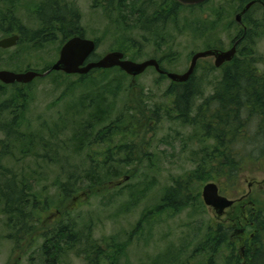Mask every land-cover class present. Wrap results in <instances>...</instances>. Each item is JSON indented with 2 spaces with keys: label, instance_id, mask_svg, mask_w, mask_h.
Returning <instances> with one entry per match:
<instances>
[{
  "label": "rangeland",
  "instance_id": "rangeland-1",
  "mask_svg": "<svg viewBox=\"0 0 264 264\" xmlns=\"http://www.w3.org/2000/svg\"><path fill=\"white\" fill-rule=\"evenodd\" d=\"M55 3L76 13L85 37L97 41L91 58L94 60L118 50L135 62L155 58L162 69L183 73L193 53L209 48L228 50L235 38L244 33L236 58L264 69V7H251L238 23L235 16L246 4L243 0H210L199 6L176 7L171 14L165 7L164 18L154 17L160 4L150 0H122L111 5L108 1L97 5L95 0H0V38L7 34L8 28L9 32L18 28L26 32L16 46L0 49V70L45 71L56 61L61 37L56 33L42 35L43 25L37 14L41 6ZM213 61V57L197 61L193 82L200 84L203 92L193 101L192 115L212 94L221 77L222 68H216ZM99 74L92 72L83 80L78 75L64 77L53 72L40 76L29 88L21 90L22 96L26 92L30 95L26 109L12 115L6 111L0 118L1 126L17 116L20 120L17 128L23 139L27 135L34 137L22 142L13 138L11 155L1 157V166L19 175L37 203L44 199L50 203L47 210L38 211L34 230L18 235L17 228L10 227L0 203V264H45L43 239L39 237L41 220L53 225L58 210L64 213L63 220L76 219L81 229L90 226L96 241L114 235L119 242L127 243L119 264H233L232 255L239 260L235 262H241V254L244 257L251 246L257 247L256 243L248 241L244 245L240 237L233 241L234 247L224 245L212 254L203 242L218 226H232L233 235L242 229L248 235L253 234L242 220L234 221L237 207L240 209L249 200L254 202L253 209L264 210V159L245 162L234 183L210 179L196 185L197 189L192 187L187 207L165 211L155 221L151 220L150 211L174 186L175 180H184L201 162L203 144L198 139L199 131L167 115L164 94L171 80L154 68H147L135 79L116 70L103 78ZM16 86L0 83V102L14 94ZM92 99L95 103L98 100L106 112H98L95 104L91 106ZM82 122L83 128L79 127ZM108 125L125 134L114 135V143L132 145L127 153L114 155L117 160L129 158V163L118 164L117 176L111 172L108 181L86 189L87 184L82 185V191L61 201L58 181L68 171H86L94 160L102 158L101 153L107 148L86 141L80 148L72 140L73 130L80 134L84 131L87 137L104 131ZM55 129L58 135L53 134L54 140L61 144L59 154L52 157V162L44 161L42 138L47 139ZM4 137L0 131V139ZM208 182L216 183L221 195L234 199L236 208L232 205L217 216L206 206L201 192ZM261 237L264 246V234ZM55 264H87V261L74 251H67Z\"/></svg>",
  "mask_w": 264,
  "mask_h": 264
},
{
  "label": "trees",
  "instance_id": "trees-1",
  "mask_svg": "<svg viewBox=\"0 0 264 264\" xmlns=\"http://www.w3.org/2000/svg\"><path fill=\"white\" fill-rule=\"evenodd\" d=\"M243 1L247 3L250 0ZM262 1L264 2V0ZM255 5L262 6L260 3H255L251 7ZM170 6L172 7L169 10V14L172 13L171 11L174 8L180 7L176 3ZM50 11L55 10L51 9ZM43 19L47 25L50 24V17H44ZM63 21L61 20L60 22L62 23ZM75 25L76 23L73 22L72 26L75 27ZM61 29L66 31L67 28L64 26ZM240 37L241 41L238 45L244 40V33ZM92 55L90 58H92ZM255 64L238 60L235 55L230 62L220 66L219 68H222L220 79L213 86L211 90L212 94L206 97L202 104L196 108L194 115H192L194 108L193 101L196 96L203 92L200 89V84L193 82L196 68L187 81H171L166 88L164 96L168 107L165 112L168 116L179 120L182 124L192 125L199 131L200 136L198 139L203 144V155L201 156V162L189 174L183 177L184 180L180 178L176 179L174 186L170 187L163 194L159 203L150 211L151 220L155 221L156 217L165 213V211H177L187 207L191 202L189 194L192 191V187L196 188V185H201L210 179H224L225 181L223 180V182L225 184L228 182L234 183L245 162H255L264 159V69L257 68ZM49 67L45 68V71ZM115 70L122 75H126L118 67L92 69L86 74L72 75H78L79 79L83 80L92 72L99 71V77L103 78ZM52 72L64 77L71 76L54 71L47 74ZM160 75L165 76L164 74ZM32 82L27 84H9L12 86L18 85L19 87L16 86L14 94H11L9 98L0 102V118L5 115L6 111H10L9 115H12L15 111L21 113L26 109L30 95L26 92L22 96L21 90L24 87L25 89L29 88ZM100 99H103V96ZM20 101L22 102L21 104ZM94 104V108L98 112H106L105 108L100 107L101 104L98 103V100L97 103L94 102V99L90 101L91 106H94ZM19 124L20 120L18 121V117L14 116V119L9 123L0 126V131L5 134V137L0 139V160L4 155H11L10 142L13 138L21 142L33 140V135H27L23 139V135L19 133L17 128ZM82 124L83 122L79 127ZM81 128L83 127L81 126ZM73 131L72 140L80 148L84 146L85 141L87 144H104L107 148L101 153L103 154L102 158L94 160L86 171H83V169L73 172L68 171L66 177L58 181V191L61 201L82 191L80 190L82 185L85 186L87 184L84 187L86 189L108 181L111 179V177H108L111 172H115V176H117L118 172L116 168L119 166L118 164L125 165L129 163V158L123 157L117 160L114 159V155L122 151L127 153L132 148V145L125 143H122V145L114 143V140H116L114 135L119 133L118 135L125 136V134H123V131L114 129L112 125L104 127V131L102 130L94 133L93 136L87 137L84 131L82 134H80V131ZM52 132L47 139L42 138L43 153L41 159L44 161L49 160L52 162V157L57 153L59 154L58 148L61 144L54 140L53 135L55 134L56 136L58 133L56 129ZM241 143L254 146L244 148L239 145ZM13 148L14 146L12 150ZM25 152H28V150H25ZM115 161H118V163H114ZM0 203L2 204V212L8 217L10 227L17 228L15 233L17 235L33 231L34 225L37 222L35 219L39 218V216L37 217L38 211L44 212L50 207V203L45 199L41 203H37L36 197L28 194L27 188L23 185L19 175L11 169L1 166V162ZM245 204V212L242 211L241 206L240 209L237 207L236 214L238 215H236L237 218H235L234 222L242 220L247 229L253 230L252 237L246 232L241 235L235 229L236 233L233 235L232 226L227 228L218 226L215 232L207 234V240L203 242V246H208V251H211L213 254L221 246L231 245L234 247L233 241L235 239L245 237V241L242 244L247 245L248 241H251L252 244L256 243L257 247L251 246L253 252L249 248L244 253V257L241 255V262H238L237 256L232 255L233 264H243V262L244 264H264V246L261 242V234H264V210L253 209L254 202L250 200ZM27 207H30L29 211L26 210ZM232 207L235 206L233 205ZM55 217L57 219L53 225H47L48 221L46 219L41 220L42 233L39 237L43 239L41 251L45 258V264L57 263L59 257L67 251H74L77 256H83L87 264H119V259L124 255L127 243L119 242L114 235L104 237L100 242L96 241L91 235L90 226H88V229H81L78 227L76 219L63 220L64 213L60 210L55 213ZM141 223L137 225V229ZM231 235L233 236L231 237ZM236 260L238 261L235 262Z\"/></svg>",
  "mask_w": 264,
  "mask_h": 264
},
{
  "label": "water",
  "instance_id": "water-1",
  "mask_svg": "<svg viewBox=\"0 0 264 264\" xmlns=\"http://www.w3.org/2000/svg\"><path fill=\"white\" fill-rule=\"evenodd\" d=\"M183 4L197 5L205 0H179ZM260 0H251L247 2L240 12L235 16L236 22L240 23L242 16L249 10V8ZM264 5V3H262ZM18 39L17 35H13L0 40L1 48H10L16 44ZM95 42L90 39L74 36L70 38L60 49L58 58L52 63L48 70L44 72H38L35 70H26L23 72H14L10 70H0V82L3 84H27L34 79L44 76L47 73L62 72L67 75L72 74H86L92 69H109L118 67L124 71L127 75L133 79L142 74L147 68H154L159 74H164L168 79L173 82H185L193 74L197 61L201 58L213 57V65L219 68L224 63L230 62L236 54V44H234L228 50H219L215 48L205 49L193 53L190 59V63L186 71L183 73H176L166 71L161 68L160 63L156 59H148L142 62H135L133 60L124 57V53L121 51H110L96 60H90L86 62L90 56L95 52ZM86 62V63H85ZM203 203L212 208L217 216L223 214V212L230 208L235 202L234 199H230L219 193V189L216 183L208 182L202 187L201 192Z\"/></svg>",
  "mask_w": 264,
  "mask_h": 264
},
{
  "label": "flooded vegetation",
  "instance_id": "flooded-vegetation-1",
  "mask_svg": "<svg viewBox=\"0 0 264 264\" xmlns=\"http://www.w3.org/2000/svg\"><path fill=\"white\" fill-rule=\"evenodd\" d=\"M95 1H96L97 5L98 4L99 5H101V4L104 5V2L105 1H108L109 2V5H111V3H116V2H119V1H122V0H95ZM150 1L151 2L152 1L159 2L160 8H159V10H157L155 12L154 17H163V18L165 17V14H166L167 11H168V14H169V10L172 7V6H170L171 4H175L176 3V4H179L180 6H196V4L195 5L183 4L179 0H150ZM208 1H210V0H205L204 2L199 3L197 5L204 4V3L208 2ZM227 1L229 2V0H227ZM260 1L262 3H264L262 0H260ZM257 3H260V2H257ZM262 3H260V4H262ZM165 4H167V5L169 4V6H165ZM262 6H264V5H262ZM165 7L168 8V10H166ZM51 9H53L55 11H50ZM165 10H166V12H165ZM45 11H47V12H45ZM37 14H38L39 20L41 21V24L43 25V28L40 30V32L42 33V35H45V34H48L49 35L51 33L52 34H55L56 33V34H59L60 35L62 44L59 47L58 55H59V51H60L61 47L70 38H72L74 36H79V37H82V38L89 39V38L85 37L84 33L82 32V29L77 24L78 17L76 15V13L72 12L68 8L66 9L65 7H61L59 4L57 5V3H55L52 6L45 4L43 7L42 6L40 7V9L37 11ZM44 17H50V20L51 21H50V24L49 25H47L45 23V20L43 19ZM61 20H64V21L61 23L60 22ZM73 22L76 23L75 27L72 26L73 25ZM64 26L67 28L66 31H63L61 29ZM9 31H11L10 28L6 29L7 34L4 37L0 38V40L3 39V38H7V37H10V36H13V35H17L18 36V39H17L16 44L14 46H16L17 44H19L20 42L23 41V35H24V33H26L24 29L18 28L16 30H13L12 32H9ZM90 40H93L95 42V46L97 48V41L94 40V39H90ZM240 41H241V37L235 38V40L232 42L231 47L234 44H236V49H237V45H238V43ZM14 46H12V47H14ZM12 47H10V48H12ZM0 49L6 50V49H9V48H5L4 49V48H1L0 47ZM215 49H219V48H215ZM219 50H222V49H219ZM124 57H125V55H124ZM150 59H155V58H150ZM90 60H94V59L89 58L86 62H88ZM157 61H158V63H160L159 60H157ZM0 83H2V82H0ZM245 206H246V204H242L241 205V209H242L243 212H245ZM239 232H240L239 234L243 235L244 234V229L240 230ZM250 237H252V234L250 235ZM244 239H245V237L242 238L241 243H243L245 241Z\"/></svg>",
  "mask_w": 264,
  "mask_h": 264
}]
</instances>
